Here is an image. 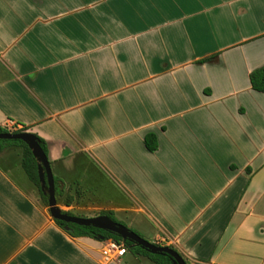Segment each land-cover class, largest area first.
<instances>
[{"label": "crops", "instance_id": "crops-1", "mask_svg": "<svg viewBox=\"0 0 264 264\" xmlns=\"http://www.w3.org/2000/svg\"><path fill=\"white\" fill-rule=\"evenodd\" d=\"M262 65L264 0H0V126L44 140L62 211L188 264H264ZM21 155L0 151V264H155L68 234Z\"/></svg>", "mask_w": 264, "mask_h": 264}, {"label": "trees", "instance_id": "trees-1", "mask_svg": "<svg viewBox=\"0 0 264 264\" xmlns=\"http://www.w3.org/2000/svg\"><path fill=\"white\" fill-rule=\"evenodd\" d=\"M249 80H250L251 88L253 90H256L259 92H264V65L253 69L249 74ZM27 129L28 128L26 126H21L19 128H16V129L9 130L6 127L0 126V132H9V131L10 132H22V131H27ZM32 134L35 136V138L37 139L42 150L47 155V147H46L44 140L41 139L36 134H34V133H32ZM144 143H145V146L147 147V149H149L150 151H154L155 149H157V139H156L155 134L152 132H149L145 135ZM9 145L18 146L22 149L21 167L24 170L27 177L29 178V180H31V182L37 186L43 203L46 206H48V203H47V197L48 196H47V194L43 193V191L40 187V181H39V177H38V163H37V160L32 153V150L28 147V145L24 141H22L20 139H0V151H2L5 147H7ZM54 183H55V179H54ZM57 194H58V189H57V186L55 183V195H57ZM72 200H73V196H67L64 201L66 204H69L70 202H72ZM63 212L73 215L69 211L63 210ZM100 214H106L112 220L124 224L123 222L117 220L114 217L112 211H102V212H100ZM54 220L59 226L65 228V229H66V227H69L70 230H67V232L71 236H89V237H95V238H99V239H111V240H114L116 242L122 243L126 247L127 250H130L131 252H133L135 254H139V255L147 257L148 259H150L155 264H173L172 259L168 254L151 253L148 250L141 248L138 245H133L132 242H130L127 239H123L120 235H118L114 232L104 230V229H100V228L94 227L92 225H88V226L78 225V224H74V223H67V222H64V221H61L58 219H54ZM135 232L137 233V231H135ZM137 234L140 235L139 233H137Z\"/></svg>", "mask_w": 264, "mask_h": 264}, {"label": "water", "instance_id": "water-1", "mask_svg": "<svg viewBox=\"0 0 264 264\" xmlns=\"http://www.w3.org/2000/svg\"><path fill=\"white\" fill-rule=\"evenodd\" d=\"M0 139H20L24 141L32 150L34 157L38 163V177L40 187L44 194H47L48 209L54 219H58L67 223L78 225H92L100 229L108 230L120 235L123 239L148 250L151 253L168 254L173 264H188L185 258L174 248L168 245H157L147 241L136 232L128 228L126 225L112 220L106 214H99L91 217H81L63 212L56 204L55 183L48 156L44 153L35 136L29 131L22 132H0ZM66 230H70L66 227Z\"/></svg>", "mask_w": 264, "mask_h": 264}, {"label": "built area", "instance_id": "built-area-1", "mask_svg": "<svg viewBox=\"0 0 264 264\" xmlns=\"http://www.w3.org/2000/svg\"><path fill=\"white\" fill-rule=\"evenodd\" d=\"M127 252L126 247L120 243L116 242L111 239H106L105 240V246L102 250V254L106 258H116V257H121Z\"/></svg>", "mask_w": 264, "mask_h": 264}, {"label": "rangeland", "instance_id": "rangeland-1", "mask_svg": "<svg viewBox=\"0 0 264 264\" xmlns=\"http://www.w3.org/2000/svg\"><path fill=\"white\" fill-rule=\"evenodd\" d=\"M133 231L135 230L134 228L132 229ZM135 232V231H134ZM142 237V236H141ZM143 238V237H142ZM145 239V238H144ZM145 240H147V239H145ZM148 241V240H147Z\"/></svg>", "mask_w": 264, "mask_h": 264}]
</instances>
